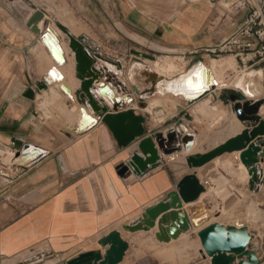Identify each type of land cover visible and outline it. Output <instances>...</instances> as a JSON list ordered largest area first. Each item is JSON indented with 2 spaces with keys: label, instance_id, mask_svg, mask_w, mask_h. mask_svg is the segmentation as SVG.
<instances>
[{
  "label": "crops",
  "instance_id": "crops-1",
  "mask_svg": "<svg viewBox=\"0 0 264 264\" xmlns=\"http://www.w3.org/2000/svg\"><path fill=\"white\" fill-rule=\"evenodd\" d=\"M255 1L79 0L84 19L100 26L97 42L84 32L75 33L60 20L52 19L49 25L43 17L29 25L32 15L42 11L35 2L32 8L23 0H0V147L11 152L20 150L27 163L15 175L0 169V264H68L80 254L104 252L107 247L100 248L98 241L111 231H118L128 244L119 264H210V259L200 254L196 234L216 221H206L199 227L192 224L201 223L204 218L203 206L192 217L204 194L191 205L183 204L179 213L188 217L189 228L175 240H157L162 215L148 232L130 233L122 227L175 191L184 176L196 173L203 184L198 177L200 169H187L185 156L212 150L245 129L233 112L237 102L230 100L231 95L240 96V104L263 100L257 115L264 121V61L243 66L235 59L237 76L249 70L260 71L259 81L248 78L238 88H215L203 96L213 104L214 142V147L203 151L196 149L198 132L183 119L196 100L184 101L169 117L174 118V123L167 119L161 129L152 124L151 114L145 110L149 99L156 95L141 98L134 91V83L120 79L122 69L116 71L109 60L108 64L95 61L93 68L100 71V76L92 85L94 100L107 108L106 114H114L112 106L118 102L119 111L133 110L142 122L143 136L120 147L99 115L88 106L77 104L74 93L80 81L75 77L74 55L68 48V39L54 22L75 37L84 36L87 49L119 60L124 69L135 55L133 49L141 47L155 53L164 50L189 60L208 57L203 52L226 41L239 28L250 7L257 5ZM261 2L264 25V0ZM109 24L113 25L112 30ZM107 76H114L121 85L105 84ZM141 81L139 77L136 83ZM141 102L146 105L144 108H139ZM160 111L159 117L165 118V110ZM158 113L155 111L154 115ZM180 126L197 137L191 154L181 153L172 159L159 155L160 165L140 177L132 171L126 176L118 174V166L126 164L134 154L141 156L139 144L143 140ZM26 150L33 153L29 155ZM234 154L218 159L229 156L239 164ZM259 162L264 167V158H259ZM261 180L253 191L260 192L264 199V176ZM245 226L253 235L250 248L264 264V230L258 234Z\"/></svg>",
  "mask_w": 264,
  "mask_h": 264
},
{
  "label": "water",
  "instance_id": "water-1",
  "mask_svg": "<svg viewBox=\"0 0 264 264\" xmlns=\"http://www.w3.org/2000/svg\"><path fill=\"white\" fill-rule=\"evenodd\" d=\"M23 1L34 8L30 4V1ZM42 18L43 16L39 11L35 12L29 20V25H34ZM33 30H37L36 26H33ZM84 38V36H78L77 38L71 36L70 40L72 43ZM69 48L72 51L75 49L71 44ZM74 52L76 54V58H74L76 78L80 80V86L75 95L83 102V92L90 99L91 96L89 95V90L86 91L85 88L87 84L86 80L77 77L79 74L78 47ZM133 54L150 59L149 56L138 52H133ZM117 65L121 66L119 60L117 61ZM104 82L106 84V81ZM144 82L147 84L146 80ZM215 88H211L210 90ZM208 92L209 90L204 95ZM135 93L138 95L136 90ZM29 95H31V91H29ZM230 100L233 103L237 102L233 106V112L237 119L244 124L245 129L238 136L225 141L212 150L186 157V165L189 170L201 169L206 164L224 154L240 152L239 160L248 170L250 176L249 189L253 191L257 189L254 185L262 181L261 172L259 175L257 174L255 165L258 164L259 158H264V150H261L264 147V121L257 115V110L262 105L263 100L256 102L245 101L240 104L242 98L238 95H231ZM120 107L118 102H114L112 106L114 114H106V107L93 108V112L99 115L101 122L108 128L117 144L120 147H125L135 139L141 138L144 130L140 118L135 115L133 110L119 111L118 109ZM169 134H167V138H169ZM162 135L156 134L154 139L147 138L143 140L139 144V151L144 156V159L138 154H134L126 164L118 166V174L120 176H126L129 174V167L135 166V176L140 177L144 175L145 173H139V170L145 171L147 164L154 163L157 160L158 156L154 148L153 140L157 143ZM257 138L259 140L252 143ZM18 156L19 154H16V157ZM204 192L205 189L197 179L196 173L188 174L178 182L175 191L167 194L157 204L146 208L139 218L130 224L124 225L122 229L130 233L137 231L148 232L155 227L156 220L162 215L158 221L159 233L156 234L157 240L160 242H168L171 239L175 240L181 233H186L189 228L188 217L179 213L183 204L189 205L196 202ZM197 214L199 213L195 212L192 217ZM209 220L210 216H204L201 223L194 221L192 224L199 227ZM196 236L200 243V254L202 257H208L210 264H234L236 260H239L238 264H260L257 254L250 248V241L253 239V235L249 233L245 225L225 226L218 222H213L198 231ZM98 246L100 248L107 247V249L104 252H101V250H93L80 254L70 260L68 264H119L122 262L128 249V244L121 238L118 231H111L101 238L98 241Z\"/></svg>",
  "mask_w": 264,
  "mask_h": 264
},
{
  "label": "rangeland",
  "instance_id": "rangeland-1",
  "mask_svg": "<svg viewBox=\"0 0 264 264\" xmlns=\"http://www.w3.org/2000/svg\"><path fill=\"white\" fill-rule=\"evenodd\" d=\"M28 1H30L31 5L33 4V2H35L41 7L42 11L39 12L42 14L43 17L48 20L49 25L52 19L60 20L65 24L69 25L75 33L84 32L87 35L91 36V38H93L95 41H100L97 40L98 38H95L96 34L99 33L98 30H100L99 24L90 23L84 19V7L80 5L79 0ZM112 27L113 25L109 24V30H112ZM49 32L50 31H47V33ZM113 42V44H115L116 41ZM146 49V47H141L138 49H133V51H136L143 55H147L150 59L137 55H132L130 59L131 61H127L124 64V69L122 68V66L120 67V71L121 69L122 71L119 73V75L122 81H124L122 79L124 78L130 83H134L133 87L137 88V85L139 87L140 83H136V80L141 77L140 71L144 73L148 71H153V67L155 66L154 61L158 62L160 59H165L176 68L173 74L163 72V74L166 73V76H164L165 80H163V83L167 82V84H164V88L162 87L157 93L154 94L156 96L152 95L154 97L152 99H149L147 104L148 107H150L147 111L151 114L149 116L151 118L152 124L156 126H161V129L165 126L162 125V123L167 121V119L169 121H172L170 123H174V118L171 119L169 117L176 114L178 108L183 106L184 101H192L187 99L186 97H183V88L178 86L181 82L186 83L185 80L188 79L187 77H190L192 75L191 73H193L199 65H207L212 59L220 61L232 60V62H230L231 65L229 66V68L224 70L222 73L217 72V75L214 74V79L217 76V78L222 80V82L219 83V85L216 87L218 89L231 88L232 86H236V88H238L240 86L238 85L239 82H244V80L250 78V76H248L249 74L257 72L249 70L248 72H243L241 75L237 76L238 65L235 59L230 55H224L219 59L212 57H203L189 60V58L187 57L184 58L183 56L172 54L171 52H167L164 50L159 53H155ZM109 55L114 57V55L112 54ZM108 60L110 62H113V60L111 59ZM134 62H137L139 64L133 65ZM199 62L201 63L197 64ZM258 72L261 75V72ZM123 73L124 76L122 77L121 74ZM217 78L215 79V81H218ZM255 79H258L259 81V77L256 76ZM142 82L143 81H141V84ZM224 83L228 84H225L226 86H221V84ZM262 86H264L263 83ZM211 88H213V86H210L208 90H210ZM187 94H189V92H187ZM190 94H192L191 91ZM197 95L198 94L194 96ZM126 97H128V94H126ZM140 97L144 98L143 96ZM128 99L129 98H127V100ZM145 99L147 98L145 97ZM198 100L200 99H197L193 102L195 104L189 108L188 116L183 119L186 125L192 127L195 131L198 132L197 137L200 141L196 149L198 151H203L211 148L214 145L212 134L213 104L211 99L207 97L202 99V101ZM145 106L146 105L142 102L139 104V108H144ZM261 106H263V104L260 105V107ZM160 110H165V118L162 116L159 117V115H161ZM155 111H159V113L157 114L158 116L154 115ZM222 119L223 116H221V120ZM169 125H173L172 127H175L174 124ZM242 125L244 126L243 123ZM157 129L160 128L157 127ZM16 154H19V157H16ZM20 158V150L11 152L9 150H3L0 147V169L4 171L6 169L8 170L7 172H10L11 174L15 175L22 169L23 166L27 164L26 161L24 163V160H21ZM18 159H20L21 161ZM18 161L21 163H19ZM255 167L258 175L261 172L262 179L264 176V167L260 165V162H258ZM198 177L205 185L206 193H204V196L202 197V199H200L201 204L199 206L196 205V212L198 211L197 209L199 207L203 206L205 211L204 213H202V215L210 216V221H216L218 223L220 222L226 225L235 226L240 224L248 225L251 229L258 231V234L259 232L262 233L261 230H264V199L262 198L260 192L256 193V191H251L249 189L250 176L248 174L247 168H244L241 163L236 164L233 160L229 158V156H224L222 157V159H217L213 163L211 162V164L209 163L204 168L198 170Z\"/></svg>",
  "mask_w": 264,
  "mask_h": 264
},
{
  "label": "bare ground",
  "instance_id": "bare-ground-1",
  "mask_svg": "<svg viewBox=\"0 0 264 264\" xmlns=\"http://www.w3.org/2000/svg\"><path fill=\"white\" fill-rule=\"evenodd\" d=\"M54 25L68 39V48H69L70 44L75 49L78 47V55H79V57H78V69H79V74L77 75V77L84 78L86 80L87 84H86L85 88H86V91L89 90V93H90L89 95L91 96V99L88 97L87 94H85L83 92L82 93L83 102H82L80 99H78L76 97V95L74 93V96H75L77 104L82 106V107L88 106L92 111H93V108L101 107V106L98 105V102L96 100H94V98L92 97V94H91L92 85H93V83L95 81H97V79L100 76V71L99 72L98 71L95 72L94 68H93V65H94L95 61H101V62H104L105 64H108V59H111V58L100 54L96 50L95 51H93V50L90 51L89 49H87L85 44H83V39L82 40H76V42H72L71 43V40H70L71 36L74 37V38H77V37L72 35L69 32V30L66 27L62 26L59 22L55 21ZM74 50L72 51L70 49V51L74 55V58H76V54H75ZM89 54L92 57H90ZM57 58L60 59V55L57 56ZM111 60H113V59H111ZM154 62H155L154 63L155 66L153 67L154 68L153 71H148L146 73L140 71V76L143 78V80H142L143 82H142V84H139L140 85L139 87H137V88L134 87V91L136 90L137 93L140 96L144 97V99H145V97L146 98L151 97L152 95L157 93L162 87L164 88V84H167V82L163 83V80H165L164 76H166V73L173 74L174 71L176 70V68L173 65H171L169 63V61H167L165 59H160L158 62H156V61H154ZM230 62H232V60L231 61H226V60L225 61H220V60L212 59L207 65H199L196 68V70L193 73H191L192 75L190 77H187L188 79L185 80L186 83L185 82H183V83L181 82L180 85L178 86V87H182L183 88V91H184L183 97H186L187 99L192 100V101L193 100H197V99H200V97L202 95H204V93L208 90V88L210 86H213V88L217 87L219 85V83L222 82V80H220L216 76L215 79L217 78L218 81H215L214 74L217 75V72L218 73H220V72L222 73L224 70L229 68V66L231 65ZM197 64H200V63H197ZM112 65L115 68H117V70L120 71V67L121 66L117 65V61L113 60ZM163 72H166V73L163 74ZM248 76H250V78L253 77V79H254L256 76L260 77L261 75H260L259 72H255V73L249 74ZM75 77H76V72H75ZM114 79H115L114 76H112V77L107 76L106 83L107 84H113V87H115L117 85H121L120 82H117ZM77 80H79V79H77ZM145 80L147 81V84H145V82H144ZM115 81H116L117 84L115 83ZM251 81H252V79H251ZM242 82H239L238 85H241ZM225 84H228V83L221 84V86H223V85L226 86ZM103 89H105V88H103ZM189 90L192 92V94H190ZM187 92H189V94H187ZM196 94H198L199 96L198 95L194 96ZM149 108L145 109L146 112H147V110H149ZM241 124H242V122H241ZM168 133H170L169 134L170 135L169 138H167V134ZM233 133H235V132H233ZM195 140H196L195 133L188 132L181 126L175 128V129H173V130H171V131H169L167 133H165L164 135H162L161 139H158L157 143L155 142V140H153L154 148L157 151L158 158H157V160L154 163L147 164L145 171L139 170V173H142V172L143 173H147V172H149V170H152V169L158 167L160 165V163H159V160H160L159 155H161L162 157H168V158L172 159V158L178 156V154H181V153L182 154H186V155L187 154H191L193 152V148H194V145H195ZM213 147H214V145H213ZM26 151H28V150H26ZM27 153H29V151ZM31 153H33V152H31ZM31 153H29V155H31ZM35 153H38L37 150H36ZM234 153H235L234 155L239 160L240 152H234ZM34 155H37V154H34ZM188 156H190V155H187L185 157H188ZM21 157L22 158H20V159L24 160L23 162L25 163L26 159L23 156H21ZM140 157L144 159V156L142 154H141ZM33 158L34 157H32V159ZM20 159H18V160H20ZM217 159L218 158L214 159L211 162L213 163ZM16 162H17V159H16ZM29 162H30V159H29ZM211 162H210V164H211ZM19 163H21V162H19ZM239 163H241L240 160H239ZM208 164H206V165H208ZM205 166H203L202 168H204ZM242 166H244V165L242 164ZM134 168H135V166L129 167V173L132 171V173L134 174ZM244 168H246V167L244 166ZM203 187L205 189L204 193H206L205 185H203ZM203 194H201V195H203Z\"/></svg>",
  "mask_w": 264,
  "mask_h": 264
},
{
  "label": "built area",
  "instance_id": "built-area-1",
  "mask_svg": "<svg viewBox=\"0 0 264 264\" xmlns=\"http://www.w3.org/2000/svg\"><path fill=\"white\" fill-rule=\"evenodd\" d=\"M239 28L223 43L207 48L203 54L219 59L230 55L241 65L264 61V25L261 0L255 1Z\"/></svg>",
  "mask_w": 264,
  "mask_h": 264
},
{
  "label": "snow or ice",
  "instance_id": "snow-or-ice-1",
  "mask_svg": "<svg viewBox=\"0 0 264 264\" xmlns=\"http://www.w3.org/2000/svg\"><path fill=\"white\" fill-rule=\"evenodd\" d=\"M53 75H55V73H53Z\"/></svg>",
  "mask_w": 264,
  "mask_h": 264
}]
</instances>
